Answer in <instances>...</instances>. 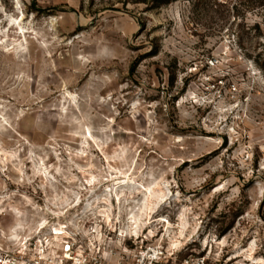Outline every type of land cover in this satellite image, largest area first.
Returning a JSON list of instances; mask_svg holds the SVG:
<instances>
[{
    "label": "rangeland",
    "instance_id": "1",
    "mask_svg": "<svg viewBox=\"0 0 264 264\" xmlns=\"http://www.w3.org/2000/svg\"><path fill=\"white\" fill-rule=\"evenodd\" d=\"M165 1L0 0V245L264 264V0Z\"/></svg>",
    "mask_w": 264,
    "mask_h": 264
},
{
    "label": "built area",
    "instance_id": "2",
    "mask_svg": "<svg viewBox=\"0 0 264 264\" xmlns=\"http://www.w3.org/2000/svg\"><path fill=\"white\" fill-rule=\"evenodd\" d=\"M214 62L210 60L209 65ZM136 228L119 229L115 238L100 233L88 248L78 239L56 235L52 230L50 236L28 239L14 249L0 245V264H223L208 253L190 254L176 261L174 252L145 242L146 237L138 236ZM104 240L113 243L101 244Z\"/></svg>",
    "mask_w": 264,
    "mask_h": 264
},
{
    "label": "bare ground",
    "instance_id": "3",
    "mask_svg": "<svg viewBox=\"0 0 264 264\" xmlns=\"http://www.w3.org/2000/svg\"><path fill=\"white\" fill-rule=\"evenodd\" d=\"M149 200V199H148ZM148 202V201H147ZM133 224H137L138 223V221L136 220V219H133ZM58 235V234H57ZM260 261V260H259ZM258 262V261H257ZM261 262V261H260Z\"/></svg>",
    "mask_w": 264,
    "mask_h": 264
},
{
    "label": "trees",
    "instance_id": "4",
    "mask_svg": "<svg viewBox=\"0 0 264 264\" xmlns=\"http://www.w3.org/2000/svg\"><path fill=\"white\" fill-rule=\"evenodd\" d=\"M172 1L174 0H166L165 3L168 4V3H171Z\"/></svg>",
    "mask_w": 264,
    "mask_h": 264
}]
</instances>
